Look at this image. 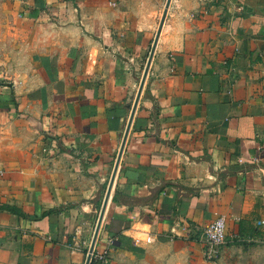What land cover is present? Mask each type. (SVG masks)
Wrapping results in <instances>:
<instances>
[{
	"label": "crops",
	"instance_id": "crops-1",
	"mask_svg": "<svg viewBox=\"0 0 264 264\" xmlns=\"http://www.w3.org/2000/svg\"><path fill=\"white\" fill-rule=\"evenodd\" d=\"M166 2L0 0V264H86ZM91 264H264V0H171Z\"/></svg>",
	"mask_w": 264,
	"mask_h": 264
},
{
	"label": "water",
	"instance_id": "water-1",
	"mask_svg": "<svg viewBox=\"0 0 264 264\" xmlns=\"http://www.w3.org/2000/svg\"><path fill=\"white\" fill-rule=\"evenodd\" d=\"M170 3H171V0H167L166 5H165V10L163 12L158 31L156 33L153 46L151 48L147 63H146L145 68H144L143 77H142V80H141V84H140V88H139V91H138V94H137L135 105L133 107L131 118L129 120L127 129H126V132H125V135H124L122 146H121L120 152H119L118 157H117V161H116V164H115V167H114V170H113V174H112V177H111V180H110V183H109L106 195H105V199H104L103 205L101 207L99 220H98V223H97V226H96V230H95V233H94V236H93V240H92V244H91V247H90V250H89V254H88V257H87V260H86V264H91L92 254H93L94 249H95V245H96V242H97V238H98V234H99V231H100L101 224L103 222V219H104V216H105L109 201L111 199V194H112L114 181H115V178H116V175H117V172H118L120 159H121L122 153L124 151V147H125L126 139H127V136H128L129 130H130L131 123H132L133 115H134V112L136 110V106H137L138 100H139V98L141 96L142 90L144 88V84L146 82V79H147V76H148V73H149V70H150V66H151V63H152V60H153V57H154V53H155V50H156V47H157V44H158L160 33L162 31V27L164 25V22H165V19H166V15H167Z\"/></svg>",
	"mask_w": 264,
	"mask_h": 264
},
{
	"label": "built area",
	"instance_id": "built-area-1",
	"mask_svg": "<svg viewBox=\"0 0 264 264\" xmlns=\"http://www.w3.org/2000/svg\"><path fill=\"white\" fill-rule=\"evenodd\" d=\"M4 170L0 169V180L4 177ZM204 256L208 262L217 263L222 249L227 243V217L218 215L207 227L203 229ZM100 259L106 260L105 254Z\"/></svg>",
	"mask_w": 264,
	"mask_h": 264
},
{
	"label": "trees",
	"instance_id": "trees-1",
	"mask_svg": "<svg viewBox=\"0 0 264 264\" xmlns=\"http://www.w3.org/2000/svg\"><path fill=\"white\" fill-rule=\"evenodd\" d=\"M118 196H119V193H116V195H115V197H114V200H115V201L117 200Z\"/></svg>",
	"mask_w": 264,
	"mask_h": 264
}]
</instances>
